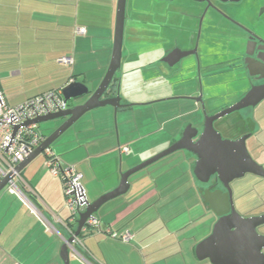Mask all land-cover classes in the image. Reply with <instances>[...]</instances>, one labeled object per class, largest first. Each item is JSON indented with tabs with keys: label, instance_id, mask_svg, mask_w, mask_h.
Here are the masks:
<instances>
[{
	"label": "crops",
	"instance_id": "0c3cea01",
	"mask_svg": "<svg viewBox=\"0 0 264 264\" xmlns=\"http://www.w3.org/2000/svg\"><path fill=\"white\" fill-rule=\"evenodd\" d=\"M76 1L93 5L78 9ZM113 1L0 0V88L7 103L18 104L70 81H95L97 86L111 57ZM94 4H101L100 9H93ZM78 27L85 33L77 34ZM63 56L72 57L73 63L58 62ZM19 79L23 81L14 82ZM24 79L50 84L23 92ZM115 115L111 106L94 109L79 119L74 141L68 140L60 151L51 147L63 165H75L82 174L89 202L114 189L121 172L167 148L188 125L148 123L146 134L161 133L145 142L139 140L145 136H132L130 131L140 132L137 126L117 131ZM124 145L127 153L119 150ZM251 148L258 150V143L252 142ZM259 149L255 158L264 163V145ZM186 158L189 162L181 159L178 164L168 157L131 175L127 192L104 203L93 216L102 228L128 230L134 237L122 242L103 232L86 234L82 245L69 247L70 264H211L198 260L194 249L217 218L201 195L197 197L201 185L193 173L195 161ZM18 187L20 192L6 187L0 191V264H63L59 251L71 236L73 222L64 206L61 179L50 174L42 153L22 169ZM234 204L240 214L254 215L241 201Z\"/></svg>",
	"mask_w": 264,
	"mask_h": 264
},
{
	"label": "flooded vegetation",
	"instance_id": "af4514ba",
	"mask_svg": "<svg viewBox=\"0 0 264 264\" xmlns=\"http://www.w3.org/2000/svg\"><path fill=\"white\" fill-rule=\"evenodd\" d=\"M127 1L121 67L102 96L119 98L117 114L142 103L186 99L202 110L204 121V112L216 114L264 84V0H133L136 7ZM215 98L224 99L208 113ZM249 127L233 139L249 134L247 150L263 166L248 145L259 131ZM199 185L200 195L225 192L214 179Z\"/></svg>",
	"mask_w": 264,
	"mask_h": 264
},
{
	"label": "water",
	"instance_id": "95a60500",
	"mask_svg": "<svg viewBox=\"0 0 264 264\" xmlns=\"http://www.w3.org/2000/svg\"><path fill=\"white\" fill-rule=\"evenodd\" d=\"M222 1L237 2L239 0ZM125 9L126 0H116L111 57L107 70L96 89L90 92L84 82L70 81L61 87L64 99L68 101L88 95L84 102L25 123H39L57 119L62 121L49 135L45 136L38 147L16 165V172H21L30 161L42 153L43 149L50 147L61 134L87 112L111 106L115 115L117 108L122 106L118 97L102 98V96L115 72L121 67ZM263 98L264 84L252 86L231 106L213 115H207L204 112V121L200 133L195 127L188 124L183 129L180 138L167 148L121 172L119 184L114 189L92 202L87 200L85 210L79 214L73 235L60 247L59 255L63 264H70L69 245L73 243L74 237L79 235L88 217L93 216L107 201L125 194L129 189L128 178L131 175L179 150H186L196 156L193 173L200 183L207 184L211 179H214L225 191L216 190L211 192L205 190L204 194L201 195L202 199L208 204V209L214 213L217 219L211 232L195 245L196 258L198 260L207 259L211 264H264V235L257 231V227L264 222V216L246 217L240 215L234 207L230 187V183L234 179L241 178L247 173L264 177V167L258 164L247 150L246 139L249 134L242 135L237 139H223L213 124L215 120L231 112L255 106ZM13 177L14 173L10 172L1 179L0 191L5 188L8 181Z\"/></svg>",
	"mask_w": 264,
	"mask_h": 264
},
{
	"label": "rangeland",
	"instance_id": "374dc122",
	"mask_svg": "<svg viewBox=\"0 0 264 264\" xmlns=\"http://www.w3.org/2000/svg\"><path fill=\"white\" fill-rule=\"evenodd\" d=\"M87 3L88 2H86V4L84 5L83 2L79 4V2L76 1V7L78 9L79 8L86 9L90 5H93L92 3L90 4H87ZM127 4H128V7H132V6L136 7L140 5L136 1H133V0H128ZM100 5L101 4H98V5L94 4L93 9L95 10L100 9L99 7ZM112 5L116 7V0L112 2ZM19 81L22 82L23 79L15 80L14 82L19 83ZM24 81H25L26 86L24 90H22L23 92H26V91L30 92L33 90H38L40 88H46V86L50 84V81H47L44 79H38V80L24 79ZM95 83H96L95 81L86 82L87 87L89 88L90 92H93V90L96 89V87L98 86L100 82L97 84V86L95 85ZM20 94H23V93H20ZM87 97L88 95H84L77 99H70L67 101L68 106H73L75 104L82 103L87 99ZM222 99L224 98H221V100L217 99V102L212 101L213 103L207 106L206 111L208 113H211V111L215 110L214 108H216L217 110L216 105H218L219 101H223ZM220 108H223V107H218V111L221 110ZM89 112H87L85 115H87ZM79 119L72 126H70L63 134H61L51 144L50 147L55 148V149L57 148V150L60 151L63 145H64L63 147L64 149L67 144L74 141L75 139L74 135L79 125L78 124ZM114 121H115V126H116L117 131L119 130V127H123L124 125L128 127L137 126L139 127V129H141L140 132H143L146 134L147 131L145 130L144 127L148 123L155 125V124H161L163 122L164 123L171 122V123H176V124H185V126L190 123L198 128H202L203 112L194 101L186 100V99H168V100H163L160 102H155V103H150V104L133 105L127 108L123 114H116ZM61 122L62 121L58 119L42 121L38 123V129L43 135L47 136L55 129L56 126L61 124ZM248 125L250 126L249 128L253 127L254 125H258L257 127H259L260 125L259 130L257 129V131L259 132H257L256 136L251 138L248 143L250 147H251L252 142L258 143V150L249 148L250 151L252 150L254 152V153L252 152L253 156L256 157L257 153H261V149L259 148L261 147V145H264L262 141L264 137V99L255 107L243 108L240 111H235V112H232L230 114H227L221 117L219 120H217L214 127L216 130L220 132L223 139H233L235 136L240 134L243 130L244 131L247 130ZM160 133L161 132H155V134H160ZM155 134L153 133L151 134V136H149L148 134L146 135L140 134L141 136H145V137L139 138V140H143L145 142H147V140L154 141ZM68 140L70 141L69 143H67ZM158 152L154 153L153 155L157 154ZM180 155L183 158H181ZM168 157H175V159L177 160V163L179 164L181 162V159L182 161H184V159L185 160L187 159L186 157H193V155L187 151L179 150V151H176L170 155H167L159 159L158 161L154 162L153 164L149 165L146 168L152 167L153 165H159V163L164 161V159L166 158L168 159ZM186 161L189 162V160H186ZM263 179L264 178L254 176L253 174H246L241 178L235 179L234 182L232 181L233 185H231L232 182L230 183L233 204H234V200H236L237 204L240 201L244 203L246 205V212H252V214H254V215H249V216H264V180ZM233 186H234L235 193L233 192ZM198 195L200 196L199 192L197 194V197ZM238 196H243V197L240 200ZM251 207L254 210L247 211ZM235 209L237 211L236 205H235ZM257 231L260 234L264 233V223L260 224L257 227ZM209 233L207 232L202 233L201 237H199L200 238L199 240L206 237Z\"/></svg>",
	"mask_w": 264,
	"mask_h": 264
},
{
	"label": "built area",
	"instance_id": "2783aa9c",
	"mask_svg": "<svg viewBox=\"0 0 264 264\" xmlns=\"http://www.w3.org/2000/svg\"><path fill=\"white\" fill-rule=\"evenodd\" d=\"M77 34H84L85 28L78 27ZM58 62L71 65L73 59L70 56H63L57 59ZM68 107V102L62 95L61 88L51 89L31 96L24 101L10 105L0 88V181L8 173L13 172L14 177L8 181L6 188L20 192L18 181L21 180L20 172L15 171L16 165L28 156L45 139L38 129V123L25 124L33 119L63 111ZM120 152L127 153L129 148L124 145L119 147ZM45 166L50 174L61 179L64 206L71 216L69 220L77 224L80 212L85 210L87 201L85 191L81 185L82 174L75 165H63L59 156L51 147L43 149ZM83 235L94 232H103L108 237L118 239L122 242H129L134 234L128 230L123 232L114 231L110 226L102 228L100 221L94 216L88 217L81 228ZM71 231V235H73ZM82 245V238L74 237L73 243L69 245Z\"/></svg>",
	"mask_w": 264,
	"mask_h": 264
},
{
	"label": "trees",
	"instance_id": "16d2710c",
	"mask_svg": "<svg viewBox=\"0 0 264 264\" xmlns=\"http://www.w3.org/2000/svg\"><path fill=\"white\" fill-rule=\"evenodd\" d=\"M20 174H21V172H20ZM71 226H72V231L74 232L75 231V229H76V221L75 222H73L72 224H71ZM84 235L82 234V232H80L79 233V235H78V238H81V237H83Z\"/></svg>",
	"mask_w": 264,
	"mask_h": 264
}]
</instances>
